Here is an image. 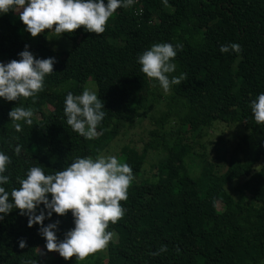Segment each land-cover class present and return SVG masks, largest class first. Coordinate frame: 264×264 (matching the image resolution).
Returning a JSON list of instances; mask_svg holds the SVG:
<instances>
[{"label": "trees", "instance_id": "obj_1", "mask_svg": "<svg viewBox=\"0 0 264 264\" xmlns=\"http://www.w3.org/2000/svg\"><path fill=\"white\" fill-rule=\"evenodd\" d=\"M47 34L45 30L32 38L15 12L0 14V63L19 60L25 46L36 59L56 60L36 97L13 102L0 98V152L11 158L5 173L10 182L0 186L11 192L19 187L18 176L26 178L29 168L15 154L17 144L45 174L63 170L77 157L97 158L138 113L140 93L146 95L141 111L158 100L155 82L140 71L138 57L155 43L182 44L172 61L176 70L168 74L170 79L186 74L181 84L170 87L177 100L174 109L167 105L154 120L156 130L149 132L140 153L128 148L117 158L132 168L134 179L121 202L123 218L106 229L115 241L104 249V264H264V163L250 185L235 186V199L226 192L264 159V125L255 123L250 108L264 93V0H167V5L163 0H135L117 10L101 35L83 28L62 35L71 45L61 53L51 50ZM233 43L241 52H220L222 45ZM89 77L106 113L97 127L100 137L91 140L72 131L63 111L68 92L81 95ZM18 106L34 110L32 124L20 122L19 132L8 115ZM217 123H240L245 134L222 173L206 164L192 177L185 158L193 154L195 140ZM149 151L163 156L154 165L159 173L152 176L154 182H137ZM243 212L246 220L240 221L237 216ZM0 215V264H40L39 247L54 253L47 252L41 226L29 228L28 217L18 209ZM57 220L56 235L63 240L74 228V218L70 212L63 217L53 213L44 226ZM162 245L167 251L151 255ZM48 264L77 260L57 254Z\"/></svg>", "mask_w": 264, "mask_h": 264}, {"label": "clouds", "instance_id": "obj_2", "mask_svg": "<svg viewBox=\"0 0 264 264\" xmlns=\"http://www.w3.org/2000/svg\"><path fill=\"white\" fill-rule=\"evenodd\" d=\"M133 3L134 0H107V3L105 0H0V14L17 13L32 38L45 30L62 36L81 28L85 32L101 35L117 10L128 8ZM163 3L167 5V0ZM182 48V44L175 47L170 43L153 44L138 57L140 71L168 92L172 85H179L186 79V74L171 79L168 75L176 70L172 61L177 50ZM230 49L241 52L240 45L235 43L222 45L220 52L227 53ZM19 55V60L0 63V98L8 102L36 97L44 90L45 77L53 73L56 63L55 58L36 59L27 46ZM250 108L255 123L264 125V93L251 101ZM63 111L72 131L87 140L99 135L97 127L106 113L104 102L95 93L87 89L81 95L68 92ZM8 115L19 132L22 127L20 122L32 124L34 110L18 106ZM14 151L19 155L21 146L17 144ZM10 163L11 158L0 152V185L10 182V177L5 175ZM16 179L19 187L11 192L0 186V214L7 215L18 209L20 215L28 217L29 228L41 226L39 234L46 240L47 252H56L66 261L72 258L84 261L89 255L106 249L112 240L113 233L106 229L110 223L114 225L123 218L125 209L121 202L127 200L134 177L127 163L115 156L100 155L95 159L77 157L69 166L54 174H45L42 167L33 166L27 171L26 178L18 176ZM40 205L44 208L37 213ZM69 212L74 218V228L65 234L63 240H58L56 232L60 221L44 226V220L51 219L53 213L63 217ZM2 219L3 215H0ZM19 247H26L23 239ZM165 251L167 246L162 245L159 252L151 255ZM28 264H37V261H29Z\"/></svg>", "mask_w": 264, "mask_h": 264}, {"label": "rangeland", "instance_id": "obj_3", "mask_svg": "<svg viewBox=\"0 0 264 264\" xmlns=\"http://www.w3.org/2000/svg\"><path fill=\"white\" fill-rule=\"evenodd\" d=\"M46 39L51 50L56 53L67 51L71 45L68 40L52 32H48ZM155 88L154 93L158 96V100L155 103L150 104L149 110L141 111V106L143 101L146 99V95L143 92L140 93L136 103V111L138 113L132 117L122 132L106 146L99 156H115L118 158L124 150L128 148L134 149L140 153L143 145L150 140L149 132L156 130L154 120L160 113L167 111V105H169L173 110L174 105L177 103V100L172 96L170 90L165 92L159 86L158 82H155ZM85 89L95 93V85L91 77L87 79L84 85V90ZM49 110V107L43 109L44 112H48ZM243 134H245V130L242 128L240 123L214 124L211 129L204 132L199 139L195 140V144L192 146L193 154L190 157L185 158L184 165L190 176L195 177L198 174L199 168L205 166L206 164L212 165L213 169L216 170L217 173H222L225 170V163L231 155V151L235 143ZM99 137L100 134L96 138ZM17 157L29 169L36 166V162L31 154L20 152ZM162 157L163 156L161 154H157L154 151L147 152L144 157V163L141 167L140 174L137 177V182H154V179L152 180V176L159 173L154 165L157 164ZM236 157L239 158L238 155H236ZM263 163L264 159H261L253 166L252 171L247 178L238 181L236 184H230L226 187V192L233 199H235L237 195L236 187L239 188L250 185L252 179L257 176L259 168ZM172 200L175 203L177 202V198H173ZM245 202H249V197L247 195H245ZM216 209L217 211L220 210L219 204H217ZM237 217L240 221L246 220V214L244 212ZM111 241H115L114 234ZM37 253L41 259L40 264H48L58 254L56 252L52 254L46 253L40 247L37 249ZM104 259L105 250H102L89 255L84 261L77 260V264H104Z\"/></svg>", "mask_w": 264, "mask_h": 264}, {"label": "built area", "instance_id": "obj_4", "mask_svg": "<svg viewBox=\"0 0 264 264\" xmlns=\"http://www.w3.org/2000/svg\"><path fill=\"white\" fill-rule=\"evenodd\" d=\"M134 2H135V0H134Z\"/></svg>", "mask_w": 264, "mask_h": 264}]
</instances>
